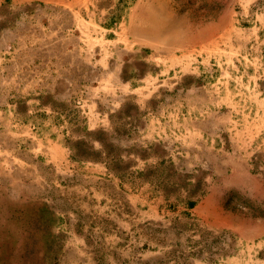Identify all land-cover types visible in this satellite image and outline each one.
I'll return each instance as SVG.
<instances>
[{"label": "rangeland", "instance_id": "1", "mask_svg": "<svg viewBox=\"0 0 264 264\" xmlns=\"http://www.w3.org/2000/svg\"><path fill=\"white\" fill-rule=\"evenodd\" d=\"M0 60V264H264V0H0Z\"/></svg>", "mask_w": 264, "mask_h": 264}, {"label": "crops", "instance_id": "2", "mask_svg": "<svg viewBox=\"0 0 264 264\" xmlns=\"http://www.w3.org/2000/svg\"><path fill=\"white\" fill-rule=\"evenodd\" d=\"M5 60H0V74L4 75L5 74V70H6L7 71L6 77H8L9 76V69H8L9 66H8L7 62H5ZM17 68H18V70H20L21 69V66H18ZM3 78H5V77H3ZM31 86L32 85H31L30 82L28 83V86H26V87H28V90L27 89L26 90H27V93H29V94H30V92H33V88ZM5 88L6 87H4V85L0 82V92L3 90L4 91L3 94L10 95V93L12 92V90L11 89L9 90L8 88L5 89Z\"/></svg>", "mask_w": 264, "mask_h": 264}]
</instances>
